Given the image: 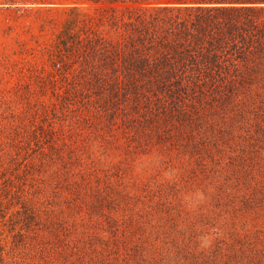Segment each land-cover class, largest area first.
<instances>
[{"label":"trees","instance_id":"16d2710c","mask_svg":"<svg viewBox=\"0 0 264 264\" xmlns=\"http://www.w3.org/2000/svg\"><path fill=\"white\" fill-rule=\"evenodd\" d=\"M87 1L0 128V264H264V0Z\"/></svg>","mask_w":264,"mask_h":264},{"label":"rangeland","instance_id":"374dc122","mask_svg":"<svg viewBox=\"0 0 264 264\" xmlns=\"http://www.w3.org/2000/svg\"><path fill=\"white\" fill-rule=\"evenodd\" d=\"M73 7L91 13L93 5L87 0H0V128L7 133L22 127L28 101L24 84L35 70L48 66L64 24L74 17Z\"/></svg>","mask_w":264,"mask_h":264}]
</instances>
